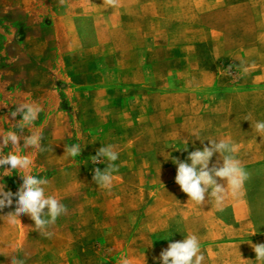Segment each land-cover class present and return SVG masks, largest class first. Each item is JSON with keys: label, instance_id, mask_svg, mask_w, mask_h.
Here are the masks:
<instances>
[{"label": "rangeland", "instance_id": "rangeland-1", "mask_svg": "<svg viewBox=\"0 0 264 264\" xmlns=\"http://www.w3.org/2000/svg\"><path fill=\"white\" fill-rule=\"evenodd\" d=\"M205 3L0 0V156L32 161L25 170L0 166V190L15 193L22 175H35L65 209L43 227L28 213L10 222L15 201L0 209V264L146 263L145 244L133 234L144 202L132 198L156 183L158 169L146 166L159 162V148L209 129L211 115L236 114L232 104L264 86V76L213 57L236 45L229 40L237 30L226 25L237 12ZM257 31L264 27L242 32ZM21 104L39 109L31 125L10 115ZM9 131L18 147L3 146ZM32 135L42 136L39 148L24 147ZM72 144L81 146L77 157L67 152ZM106 145L119 153L109 189L93 179L107 167L103 157L93 159Z\"/></svg>", "mask_w": 264, "mask_h": 264}, {"label": "crops", "instance_id": "crops-1", "mask_svg": "<svg viewBox=\"0 0 264 264\" xmlns=\"http://www.w3.org/2000/svg\"><path fill=\"white\" fill-rule=\"evenodd\" d=\"M205 2L206 5H212V8L213 4L228 6L226 8L230 6L237 12L235 22L226 25L236 28L235 38L229 40L236 45L225 47L223 53L213 57L234 59L239 72L252 75V78L264 76V32H242L245 26L264 27V0ZM240 11L249 13L244 17ZM220 26L225 27L224 24ZM218 34L222 35L223 30ZM230 37L232 32L228 39ZM260 82L261 80L258 83ZM251 92L257 96L252 99L238 98L236 104H232L237 108L236 114L211 115L209 129L204 126L203 131L190 134L187 141L180 142L173 148H159L155 157L159 162L146 166L152 170L158 169L152 176L156 183L151 184L150 188L140 187L134 191L133 196L131 193L132 198L138 195L141 203L144 202L138 216V226L133 232L134 235H140L141 242L145 244L142 248L145 250V259L141 255L146 261L143 264H152L149 263L153 261L152 253L158 256L170 241H181L188 234L196 235L200 241L205 255L203 264H256L252 246L264 243V139L256 137L254 125L256 121H264V86L254 87ZM185 120L183 118L177 122ZM209 139H215L216 142L220 139L230 140L236 146L235 158L248 173L240 194L236 197L229 196L220 210H217L214 199H209L207 193L202 205H195L187 200V194L174 181L176 166L172 158L186 159L188 151L193 148L202 150L203 146L208 145ZM213 162L217 167L222 166L219 153H214L209 167H212ZM129 170L132 174V168ZM217 182L226 184L225 180L219 178ZM130 205V209H137ZM162 236L171 237L166 238V241L162 239L163 243H159Z\"/></svg>", "mask_w": 264, "mask_h": 264}, {"label": "clouds", "instance_id": "clouds-1", "mask_svg": "<svg viewBox=\"0 0 264 264\" xmlns=\"http://www.w3.org/2000/svg\"><path fill=\"white\" fill-rule=\"evenodd\" d=\"M109 2L112 3L113 0H109ZM38 113V108L21 104L10 115L15 118L19 114L22 119L18 123L23 127L31 125L36 120ZM254 131L257 133L256 137L264 139V121H256ZM41 139L42 136L38 135L24 137V147L39 148ZM18 141L19 136L15 132L9 131L6 136H3L2 144L7 147L11 142L13 147H18ZM201 144H203V140H201ZM80 150L79 144H72L67 148L68 154L72 157L79 156ZM185 150L187 149L185 148ZM235 152L236 146L230 140L220 139L219 142H216L215 139H209L208 145L203 146L202 150L193 148L188 151L186 159L172 158V162L176 166L174 181L179 185L180 190L187 194V200L195 205H202L205 193H207L209 199H214L217 210H220V206L229 196H238L248 179V173L235 158ZM214 153L220 154L223 161L222 166L217 167L213 162L212 167H209ZM118 156L119 153L114 150L113 145H106L101 147L93 157V159L103 157L107 161V167L103 171L99 168L95 169L93 179L100 187L111 188L114 179L113 172L116 170L113 162L118 159ZM31 164L32 161L27 156H18L11 152L6 156H0V166L7 165L11 171L28 169ZM217 178L225 180L226 184L218 183ZM47 183L48 181L44 178L26 173L22 175V183L19 184L15 193L0 190V209L12 206L15 201L14 211L9 216L11 217L10 222H14L24 213L30 214L37 227L55 222L57 216L65 209L58 203L55 196L45 194ZM45 208H47L46 213L43 211ZM42 215L47 216L48 219H42ZM252 248L256 264H264V243L255 244ZM143 257L145 259L144 253ZM204 260L205 255L201 250L200 241L193 234L183 236L181 241H170L158 256L153 257L154 264H203Z\"/></svg>", "mask_w": 264, "mask_h": 264}]
</instances>
